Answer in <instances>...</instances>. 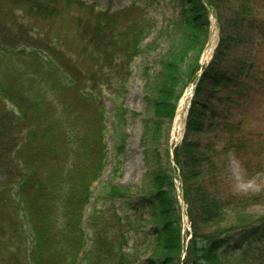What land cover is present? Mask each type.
<instances>
[{
    "label": "trees",
    "instance_id": "1",
    "mask_svg": "<svg viewBox=\"0 0 264 264\" xmlns=\"http://www.w3.org/2000/svg\"><path fill=\"white\" fill-rule=\"evenodd\" d=\"M175 1L179 15L158 29L135 4L99 11L79 0H0V264H130L140 256L145 264H251L252 247L245 249L237 235L264 224L248 215L264 204V191L213 195L203 171L216 160H203L199 143L187 139L200 133V111L207 108H200V96L212 84L216 91L218 77L200 58L210 13L220 29L227 0ZM259 35L264 40V24ZM164 44L159 71L151 74L146 54ZM138 57L147 116L140 145L150 169L131 188L116 180L128 137L126 86ZM192 84L186 134L171 169L160 153L164 125H172ZM263 92L264 68L256 64L234 86L235 106ZM245 125L227 122L223 132L225 151L247 168L257 148ZM177 170L187 173L176 176ZM176 179L191 227L186 245ZM115 201L128 202L127 209H115Z\"/></svg>",
    "mask_w": 264,
    "mask_h": 264
},
{
    "label": "rangeland",
    "instance_id": "2",
    "mask_svg": "<svg viewBox=\"0 0 264 264\" xmlns=\"http://www.w3.org/2000/svg\"><path fill=\"white\" fill-rule=\"evenodd\" d=\"M79 1L93 5L99 11H116L135 4L156 20L158 29L166 19L177 17L180 12L179 5L175 0ZM220 13L221 28H217V25H219L217 23L211 29L210 37L215 38L213 47L210 51H204L200 61L205 68H211L213 75L218 77L216 91L212 89L214 84L210 83L212 85L207 86L205 92L200 96L198 101L200 108L207 107L200 111L201 123H198L200 133H190L187 135V139L199 143L203 160L212 161L211 158L216 160L217 165L213 170L208 171L205 169L203 171L205 180L211 181L210 187L213 189V195L221 197L227 189L243 195L258 194L264 191V145L256 141L257 137L264 141V92L255 97L249 104L241 107L235 106L236 99L233 98L232 94L234 93V86L245 79L252 66L260 64L264 68V40L259 37V27L264 24V0H227L221 6ZM21 15L23 14L19 13V16ZM153 38L154 35L149 37L145 44L150 43ZM207 48L208 46L205 47V49ZM165 49L164 44L162 50L146 54L147 66L151 74L159 71L160 54ZM143 63V57L136 58L134 64L136 69L126 86L125 105L129 109L126 117L128 137L124 150L121 178L116 180L117 184L123 187L139 186L150 169V166L144 160V150L140 145L143 122L147 119L142 92L144 81L138 70ZM186 93L193 94V88H187L182 98ZM102 99L107 108L111 109L108 96L103 95ZM192 99L189 98L188 105L191 104ZM179 106L180 102L177 114L178 111L180 112ZM233 121H243L246 124L244 126L245 135H251L252 140L255 141L257 149L250 155L247 168L235 157L232 151H225L224 143L227 135L223 132V124ZM174 123L175 121L172 125H164L163 139L160 143V153L163 156L164 163L166 165L169 163L171 169H175L173 162L174 148L172 146L174 142L172 140ZM183 131L184 128L181 127V132L175 133L174 136H181ZM106 141L109 153H111V142L108 138ZM177 171L176 176L187 173L186 170ZM110 172L111 167L109 166L103 174L102 183L107 182ZM187 178L191 184V189H195L197 182L190 181V175ZM176 185L179 190L182 189L179 180L176 181ZM97 186L98 184L94 185V187ZM195 200L192 199V204L195 203ZM127 204L128 202L115 201L113 207L118 210L127 209ZM198 208L197 205L195 210H198ZM137 211L141 213L143 209L138 208ZM248 215L252 217V220L264 218V204L251 207L248 210ZM189 230H191L190 226L186 231L189 232ZM237 239L238 241H244L245 249L249 245L252 247L251 264H264V224L259 225L252 231L237 235ZM125 251L129 254L132 253V243L128 245ZM145 260V257L140 256L137 261L130 264H145Z\"/></svg>",
    "mask_w": 264,
    "mask_h": 264
},
{
    "label": "bare ground",
    "instance_id": "3",
    "mask_svg": "<svg viewBox=\"0 0 264 264\" xmlns=\"http://www.w3.org/2000/svg\"><path fill=\"white\" fill-rule=\"evenodd\" d=\"M214 41H215V38L213 36L210 37V44L208 46V50L210 51V49H212V45L214 44ZM207 50V51H208ZM207 53V52H206ZM188 100H189V94L186 93V95L184 96V98H182L181 100V104H180V109L182 108V110L178 113V115L176 116V122L174 123L175 125V129H176V132L180 131L181 130V125H182V118H184L183 113L182 111L184 109L187 108V103H188Z\"/></svg>",
    "mask_w": 264,
    "mask_h": 264
},
{
    "label": "water",
    "instance_id": "4",
    "mask_svg": "<svg viewBox=\"0 0 264 264\" xmlns=\"http://www.w3.org/2000/svg\"><path fill=\"white\" fill-rule=\"evenodd\" d=\"M209 44H210V43H208L207 46H209ZM185 125H186V120H185V122H184V126H183L184 128H185ZM180 132H181V130L178 131V133H180ZM183 134H184V131H183ZM183 134H181V136L179 135V136H180V141H181L182 138H183V136H182Z\"/></svg>",
    "mask_w": 264,
    "mask_h": 264
}]
</instances>
